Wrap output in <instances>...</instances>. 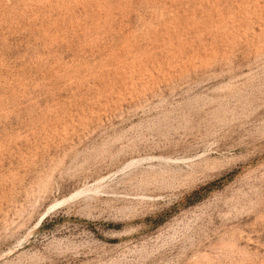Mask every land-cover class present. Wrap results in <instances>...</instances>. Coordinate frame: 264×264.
Instances as JSON below:
<instances>
[{"label":"rangeland","instance_id":"374dc122","mask_svg":"<svg viewBox=\"0 0 264 264\" xmlns=\"http://www.w3.org/2000/svg\"><path fill=\"white\" fill-rule=\"evenodd\" d=\"M0 264H264V0H0Z\"/></svg>","mask_w":264,"mask_h":264},{"label":"bare ground","instance_id":"6f19581e","mask_svg":"<svg viewBox=\"0 0 264 264\" xmlns=\"http://www.w3.org/2000/svg\"><path fill=\"white\" fill-rule=\"evenodd\" d=\"M134 162V161H133ZM131 164H133L132 162L130 163V165ZM128 165V164H127ZM129 166V165H128ZM125 167V166H124ZM127 167V166H126ZM84 190H86V188L84 189ZM83 191V190H82ZM82 191H81V189L80 190H77V191H75L73 194H71L69 197H67V198H65V199H63L61 202H64V201H66V200H68V199H71V198H73V197H76V195L78 196V194L81 192L82 193ZM87 191V190H86ZM61 202H59V203H61ZM59 203H57V204H59ZM57 204H54V205H52V206H50L49 207V209H51V208H53L54 206H56ZM46 215V214H45ZM41 217V216H40ZM43 218V216L41 217V219ZM40 219V218H39Z\"/></svg>","mask_w":264,"mask_h":264}]
</instances>
